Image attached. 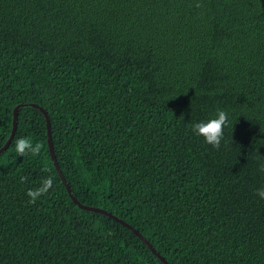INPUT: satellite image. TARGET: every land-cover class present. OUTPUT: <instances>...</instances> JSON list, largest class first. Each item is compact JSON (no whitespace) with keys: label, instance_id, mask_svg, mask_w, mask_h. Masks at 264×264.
<instances>
[{"label":"trees","instance_id":"16d2710c","mask_svg":"<svg viewBox=\"0 0 264 264\" xmlns=\"http://www.w3.org/2000/svg\"><path fill=\"white\" fill-rule=\"evenodd\" d=\"M31 101L81 202L171 264H264V0H0V148ZM218 109L216 149L191 128ZM0 264L167 263L73 200L26 106L0 154Z\"/></svg>","mask_w":264,"mask_h":264},{"label":"clouds","instance_id":"9594fccd","mask_svg":"<svg viewBox=\"0 0 264 264\" xmlns=\"http://www.w3.org/2000/svg\"><path fill=\"white\" fill-rule=\"evenodd\" d=\"M199 6L200 5L197 4V7ZM227 123V112L223 109H218L213 117L194 123L191 131L196 136L203 137L207 144L219 149L224 138V127ZM13 143L15 145V151L19 156H24L28 153L38 156L42 147L39 142L34 143L30 137L26 136L18 137ZM255 159L258 162L259 170L264 172V155H257ZM44 171L47 172L48 169L45 168ZM26 181L27 177H20V183H25ZM41 183V187L37 189H29L27 191V195L31 198L29 200L30 203H35L39 196L47 194V192L52 189L54 182L51 176H47ZM256 194L264 199V187L257 189Z\"/></svg>","mask_w":264,"mask_h":264},{"label":"water","instance_id":"95a60500","mask_svg":"<svg viewBox=\"0 0 264 264\" xmlns=\"http://www.w3.org/2000/svg\"><path fill=\"white\" fill-rule=\"evenodd\" d=\"M26 106H33V107H37L39 109H41L43 111V113L46 116L47 119V126H48V141H49V146H50V151H51V155H52V159L54 161V164L56 166V168L58 169L63 181L65 182L68 191L71 195V197L73 198V200L78 203L81 207H84L86 209H91V210H95V211H99L102 213H105L109 216H111L112 218L120 221L121 223H123L124 225L128 226L130 229H132L135 233H137L142 240L158 255L160 256L167 264H171L169 262V260L163 256L159 250L151 243V241L134 225H132L131 223L127 222L125 219H123L122 217L118 216L117 214L113 213L112 211L101 207V206H95V205H90V204H86L81 202L76 195L74 194L71 185L69 184L60 164L59 161L57 159V155L55 152V147H54V143H53V136H52V123H51V117L50 114L48 112V110L40 103L31 101V102H21L18 103L15 108H14V117H13V127L10 133V136L8 137L7 141L4 143V145L0 148V154H2L7 147L10 145V143L12 142V140L14 139V136L16 134L17 128H18V121H19V111L20 108L22 107H26Z\"/></svg>","mask_w":264,"mask_h":264}]
</instances>
